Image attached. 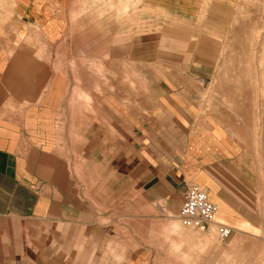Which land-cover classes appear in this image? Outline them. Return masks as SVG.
I'll return each instance as SVG.
<instances>
[{"label":"crops","instance_id":"0c3cea01","mask_svg":"<svg viewBox=\"0 0 264 264\" xmlns=\"http://www.w3.org/2000/svg\"><path fill=\"white\" fill-rule=\"evenodd\" d=\"M73 2L10 0L11 17L0 20V264H264V99L250 84L225 81L218 62L231 4L142 0L179 20L170 49L159 47L153 58L146 52L152 40L143 46L130 39L127 24L113 35L110 12L101 18L110 27L108 39L68 34ZM199 22L209 37L194 36ZM97 57L127 69L160 70L156 85L148 84L159 92L155 102L138 92L130 99L128 84H106L104 91L117 93L103 114L85 120L89 167L81 183L55 149L56 124L66 92L80 95L81 59ZM217 68V81L206 82ZM92 97H85L88 107ZM146 103L155 104L148 114L141 110ZM187 184L200 186L216 204V221L231 228L228 240L215 248L189 235L146 242L145 219L179 208ZM112 202L120 206L115 216L136 220L132 232L122 224L119 241L114 228L98 222L114 216ZM197 233L210 234L209 228ZM128 235L135 236L131 247ZM112 243L118 258L103 260Z\"/></svg>","mask_w":264,"mask_h":264},{"label":"rangeland","instance_id":"374dc122","mask_svg":"<svg viewBox=\"0 0 264 264\" xmlns=\"http://www.w3.org/2000/svg\"><path fill=\"white\" fill-rule=\"evenodd\" d=\"M198 1L202 2L203 7H206V4L210 0ZM8 2L10 0H0L1 22L11 17L8 11ZM228 2L231 4V8H233V20L231 25L222 31L223 36L217 48L220 51L218 62L220 61L221 67L225 65V81L237 84H250L252 88L256 89V92H254L256 97L264 99V0H228ZM108 12L113 15L112 31L114 36L120 35L123 23V25L127 24L128 26L129 38L139 39L143 42L140 45L144 46V40H152L153 43L147 44L150 46L151 51L146 50V52L147 54L153 53V58L156 57L159 47H163L167 51L170 49L171 44L168 41H170L171 36L177 33L175 30L178 28L179 20L151 7L144 6L142 0H74L71 14L73 24L67 33L70 35H81L83 40L94 35H102L101 39L98 38L100 40L108 39L111 35L110 27H105V19H101ZM193 30L196 37H209L207 28L203 29L200 22L196 26L194 25ZM136 43L134 42L133 45H137ZM129 45L131 46L132 43ZM192 46L196 47V44L194 43ZM199 47H202V44H199ZM105 49V47L101 49L102 54ZM148 67H136L139 70V73H136L134 72L136 68L132 65L127 69L119 61L111 63L108 60L106 61L105 58L99 57L81 59L80 95L79 97L78 95H73V90L66 92L63 104L58 112L61 122L56 124L57 139L55 147L59 158L63 161L64 170L79 178L81 183H87L88 175L86 173L89 167L88 156L84 154L87 148L86 136L89 134L87 130L89 124L85 120H88L90 114H103L106 104L110 106V101L112 105L114 104L110 98L111 94L117 93L114 90L104 91L103 88H105L107 83H113L115 86L128 84L130 99L136 98L138 92L147 96L152 95L150 101L155 102L159 91L157 89L150 91L148 84L155 86L159 81L161 72L153 67ZM220 68H217V71L206 82H216L218 79L217 75L222 70ZM69 73L72 82V64L70 65ZM201 81V78L194 77L193 79L194 84L201 83ZM90 82L92 86H96V90H87ZM141 87L144 89L141 90ZM137 88H139V91H136ZM106 92L109 94L107 100H105ZM91 94L93 95V99L89 98L90 104L88 107L85 97ZM153 109H155V104L154 107H151L150 103H146L145 107L141 108L144 114H148ZM75 115L81 117V123L73 122ZM97 121L98 123L96 124L98 126L105 125L100 120ZM113 141L115 142L116 139L113 138ZM109 206L113 208L114 216L100 218L98 222L114 228L115 235L113 238L119 241L121 237H124L121 234L122 224L125 223L126 225L128 222V227L130 232H132V228L136 227V220H121L118 216H115L120 211L119 204L112 202ZM178 209L164 210L166 216L161 219H145L144 237L146 242L167 243L175 237L180 239L184 235H189L198 239L203 247L215 248L216 246H221L230 237L224 242H220L217 239L215 225L219 223L216 221V218L214 219V223L209 227L210 234L202 237L196 230L181 222L178 217ZM97 210L98 212L106 211V209L99 205ZM128 236L131 247L135 245V238L133 239L135 236ZM115 244H108L104 247L105 251L102 254V258L109 255L114 259L118 258ZM90 256L92 261H96L94 259V251L91 252Z\"/></svg>","mask_w":264,"mask_h":264},{"label":"built area","instance_id":"2783aa9c","mask_svg":"<svg viewBox=\"0 0 264 264\" xmlns=\"http://www.w3.org/2000/svg\"><path fill=\"white\" fill-rule=\"evenodd\" d=\"M217 209L216 204L208 199L207 193L200 186L187 184L178 209V217L184 225L198 232H205L214 223ZM215 233L217 239L224 242L230 236L231 228L216 224Z\"/></svg>","mask_w":264,"mask_h":264}]
</instances>
